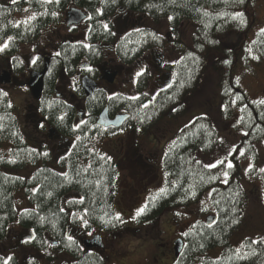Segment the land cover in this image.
Instances as JSON below:
<instances>
[{
	"label": "trees",
	"instance_id": "trees-1",
	"mask_svg": "<svg viewBox=\"0 0 264 264\" xmlns=\"http://www.w3.org/2000/svg\"><path fill=\"white\" fill-rule=\"evenodd\" d=\"M70 5L85 9L89 15L87 43H56L57 52L49 58L42 94L34 100L46 120L42 131H46L45 126L53 127L72 139L67 155L56 159L57 153L46 145L40 146L27 137L28 143L10 96L0 85V264L8 257L9 264L22 262L13 250L19 243L15 233L20 232L25 235L22 246L36 253L26 257L27 264H42L40 258L46 264H55V253L73 259V264H105L100 255L83 250L74 237L91 227L111 233V239L122 234L131 236L124 230L126 226L141 227L166 211H175L178 216L176 210L196 206L201 216L184 231V246L174 264H264V238H245L238 246L229 243L246 219L245 211L256 191L252 185L259 180L264 183V148L259 150L262 161L257 150V144L264 141V103H260L264 100L251 96L242 85L245 72H254L253 65H264V33L260 31L264 29V18L258 15L264 0H38L35 4L0 0V47L7 45L0 51V68L9 64L13 76L26 75L29 71L19 56L21 47L35 44L51 25L60 27ZM119 12L143 20L118 36L112 19ZM25 13L31 15L27 20L23 18ZM161 22L166 23L169 38L158 28ZM185 31L189 42L184 39ZM101 43L115 50L109 58L124 66L154 49L174 50L178 60L169 68L172 81L168 88L150 95L146 91L150 67H146L137 78V99L98 90L88 101L85 121L74 129L70 109L59 101L52 106V87L62 71L75 80L77 87L79 72L94 78L95 66L109 59L99 48ZM34 61L31 69L42 70L43 57ZM84 65L89 67L84 69ZM209 71L214 74L216 116L222 120L216 123L208 111L175 134L164 149L161 188L147 196L143 213L128 223L116 213L117 194H123L118 188L116 161L92 147L94 140L112 138L119 131L98 127L96 116L108 105L111 116L118 112L129 115L124 128L142 131L162 119L176 121L196 110L188 99L199 90ZM25 94L29 95L27 85ZM233 115L240 117L236 126L242 130L235 141L236 150L224 165L205 167L208 164L202 157L213 159L226 145L217 127ZM220 132L226 134L222 129ZM161 136L169 139L163 130L157 135ZM247 157H252V163L246 171L248 178H244L243 162ZM126 158L124 148L117 160ZM228 161L234 165L231 169L227 168ZM29 167L35 168L31 171ZM225 171L229 173L226 177ZM157 182L145 186L137 196ZM17 192L29 204L20 211L15 206ZM262 198L264 201V186ZM208 214L215 217L210 224L204 221ZM81 227L86 229L81 231ZM217 248L221 249L220 256L213 259L209 252Z\"/></svg>",
	"mask_w": 264,
	"mask_h": 264
},
{
	"label": "rangeland",
	"instance_id": "rangeland-1",
	"mask_svg": "<svg viewBox=\"0 0 264 264\" xmlns=\"http://www.w3.org/2000/svg\"><path fill=\"white\" fill-rule=\"evenodd\" d=\"M258 15L261 19L264 18V7H259ZM161 31H164L163 34L167 38L170 37L169 35V29L165 22H161L159 24ZM260 24L256 29L260 28ZM84 31L85 27L79 28V33L76 34L74 37H72L67 31L64 29L58 30L56 33H48L43 40L37 43L38 50H41L42 53H49L52 51V39L58 38H66V39H72L74 41L78 42H84ZM184 39L186 42H189V36L188 33L184 32ZM50 41V44L48 43ZM30 51H32L31 46H26L22 49V54L26 58L30 56ZM175 58V61L178 59V56L176 57L173 54L172 59ZM148 61V60H147ZM110 65H112L111 70L116 68V64L114 61H108ZM254 72L248 73L245 72L243 75V82L242 85L250 90L249 94L251 96H255L257 98H261L264 100V65L256 66L253 65ZM4 70H8L10 75V82L7 84H2V89L9 94L10 100L12 105L15 108V116L18 119L20 123V130L23 134V136L29 140L36 139V132L34 128V122L36 121L35 115H31V112H28V115H25L23 106L25 104V101L30 102V104L34 105V100L32 97L29 98L27 94H25V85L28 81L29 76L26 75H19V76H13L11 74V71L7 68H3ZM130 72H128V76L133 74V79H130L128 81V85L123 86H113V85H105V87L110 92H124V93H132L133 92V84H134V77L136 74H134V68L130 67ZM65 78L64 74H61V79ZM203 84L200 85L199 90L196 91L188 101H190V104L192 103L193 108L197 107L196 110H192L191 112L186 113L180 120L178 121V124L176 125L174 121L168 122V119H162L158 121V123L150 128V132L148 133L149 136H152V134L161 135V130H163L165 133H172L169 139H166L162 141V148L160 150H155L154 155L157 156V159H159V166L157 169H148V168H140L138 163L133 162V158L135 159L136 156L131 157L130 155L134 152V150L131 147V137L132 135L128 132H125V130L130 129L131 127H126L124 131L117 132L114 134L112 138H98L94 141L92 147L93 149L100 150L104 152L107 156L112 157L116 161V166L118 168L119 172V184L118 188L119 191L123 194H120L118 192L116 199H119L117 201L118 203V210H116V213L119 216L125 217L127 222L130 223V220L136 215L137 211L144 207L146 203V198L151 193L159 190L162 186V173H161V163L162 158L164 154L165 146L169 141H171L175 134L185 125L189 124L196 116L208 114L212 115V118L215 120L216 123H219L221 117L216 116V93H215V86L213 84L214 82V74L212 71H209L207 73V76L203 79ZM101 85L103 83H100ZM252 93V94H251ZM213 112V113H212ZM238 114V113H236ZM235 116V117H234ZM224 121V120H223ZM239 121V122H238ZM240 124V117L233 115L230 118H227L224 122L221 123L220 128L224 130L223 134L220 132V128L217 127L220 133L221 141L226 143L224 148L220 151H218V154L214 156L213 159H204L202 157V160L206 164L214 163L217 160H221L223 158H228L229 153L233 152V147L236 148L235 141L238 139L239 133L242 132L240 128L237 129ZM237 129V130H236ZM173 131V132H172ZM28 137V138H27ZM42 140V139H41ZM29 144H31L30 141H28ZM38 145H46L48 147V150L53 151L52 147V140L47 141L46 139L44 141H40ZM259 146V150L264 148V141H261L257 144ZM9 147V145H7ZM125 148L127 158H129V161H121L117 160L118 156L122 152V150ZM161 151V153H160ZM264 152V151H263ZM160 154V156H159ZM262 161V154L259 152ZM160 157V158H159ZM201 157V156H200ZM264 158V156H263ZM252 157H247L246 161L243 162V172L242 177L248 178L246 175V171L248 170L249 165L252 163ZM264 163V162H263ZM262 163V165H263ZM259 167L260 169L262 168ZM53 167L56 170H62L58 166L53 165ZM35 168V167H34ZM29 167L28 169H34ZM31 170V171H32ZM158 180L156 185H153L152 187H148L145 189V191L137 196L138 193L142 191V189L145 186H149L150 184H154ZM134 181V182H133ZM264 186V183L259 181L254 182V186L252 185V188L254 187L256 191L252 193V198H250V202L247 206V212L245 211L246 219L240 229L233 234L231 239L229 240V243L231 245L238 246L240 243L246 238L250 239H257V238H264V201L262 198V188ZM249 188V187H248ZM208 194V193H207ZM137 196V197H136ZM15 201H16V209L18 211L26 208L29 204L27 203V199L23 196L22 193L17 192L15 194ZM116 201V200H115ZM18 203V204H17ZM20 205V206H19ZM25 205V206H24ZM177 213L180 215L175 216V211H166L163 213L162 216L159 217V219L155 220V225H152L151 222H148L147 225L143 229L141 227L139 229L138 235L135 237L128 236L127 234H122L120 236L114 237V238H108V235L105 234L103 231H101L98 228H92L86 231L84 234L80 235L79 241H81L83 236L86 237H92L94 233H97L95 235H100L103 241V248L104 252H98L103 257L105 264H167L170 263L171 259H173V236L171 232H177L179 234H182L183 231L180 230L179 226L184 228V231L188 229L193 223H195L200 218V209L199 206L192 207L190 210H176ZM154 221V220H153ZM151 226H154L155 229L153 230ZM129 227V226H126ZM158 228H161L165 231V234H159L158 236ZM157 230V231H155ZM16 238L19 239V243L14 245V249L16 250V255L19 258L22 263L25 261L26 257L30 255L36 254L34 251L29 249L28 247L22 246L23 240H25V235H23V232L15 233ZM153 236L161 238L157 240H153ZM77 239V237H74ZM164 242V243H163ZM165 242H168V245L165 244ZM163 243V245H160ZM221 249L217 248L209 252V256L213 259H216L220 256ZM55 256L57 257V260L55 264H61L62 262H66L69 260L68 256L61 255V253H55ZM39 261L42 264H46L43 262L44 260L42 258L39 259Z\"/></svg>",
	"mask_w": 264,
	"mask_h": 264
},
{
	"label": "flooded vegetation",
	"instance_id": "flooded-vegetation-1",
	"mask_svg": "<svg viewBox=\"0 0 264 264\" xmlns=\"http://www.w3.org/2000/svg\"><path fill=\"white\" fill-rule=\"evenodd\" d=\"M4 1L6 3L13 2V0H4ZM20 1H22V3L35 4L38 0H20ZM41 1L51 2L52 0H41ZM71 8L81 9L79 6H76V5L68 6L67 10L63 14V19L61 21L60 27H56L54 25H51L48 29H46L44 31L43 36L37 42H35V44L23 45L21 47V51L19 53V56L22 59V61L24 62V64L26 65L27 70L35 71V70H32L31 67H32L33 61L38 56L43 57L44 64L46 62V59H47V63H49L50 56H52L53 53L57 52V51H55V45L58 41L68 40L69 42H78V41H74L72 39H66V38L57 39L58 38V35H57V38L52 39V51L51 52L42 53L41 50H38V48L36 46L37 43L40 42L41 40H43V38L48 33H50L51 31H52V33H56V32H58V30L64 29L72 37H74L76 34L79 33V30L75 33H72L71 29H73V28L66 26L67 12ZM84 13L86 14V20L78 28L85 27V30H86L87 29V23L86 22L88 19V14L85 11H84ZM25 17L27 20L31 17V15L25 13L23 18H25ZM18 19L20 20L21 18H18ZM142 20H143L142 17H135L132 14H124V13L116 14L112 19L114 29H115V34L118 36H122L129 29H133L134 27H136V25H139V23H141ZM158 28L160 29V26H158ZM162 32H164V31H162ZM84 33H85V31H84ZM84 40H85V37H84ZM48 43L50 44V41H48ZM26 46L32 47V51H30V56H28L27 58L25 56H23V54H22V49ZM109 47L110 46L104 45L102 43L99 44V48L101 49L102 53L107 58H109V55H115V53L113 52L115 50H112ZM173 54H174V52L171 49H169V50L168 49L151 50L148 53H146L141 59L137 60L136 62L133 63V65H130V66H124L115 60L109 59L110 61H114V63L117 66L113 70H111L112 65H110L108 63L109 60H104L100 64H97L95 66V68L93 69L94 78H92V80L96 83L97 89H103L104 91H106L107 94L119 93V92H110L105 87V85H111L112 84L113 86L117 85L118 87L119 86L125 87L128 85V81L130 79H133V76H132L133 74L128 76V72H130V70H129L130 67L134 68V70H135L134 74L137 75V73H142L145 66L147 67V65H148L151 68V70H150L151 80L149 81L147 90L150 94H155L156 92L167 88L172 81V74L167 69V67H169L170 64L172 63ZM88 67H89V65H84L82 68L85 69ZM3 68H7L11 71V67L9 64H7L6 66H2L0 68V71H2ZM108 73H113L115 75L112 83H108L106 80V78L108 77ZM82 75L83 74H81L80 72L78 73V77H79L78 87L76 86V84L74 82L75 80H73L72 78H70L68 76H65V78L61 79V75L56 80L55 86L52 87V106L57 101H59L62 103L63 107L70 109L71 113L73 114L72 123H71L72 124L71 126L73 128H76L80 124V121H83L82 118H84L86 115H88V112H89L88 101L91 98H89L90 95L87 96L85 91L82 89V86H81ZM135 78L136 77H134V80H135ZM100 83H103V84L101 85ZM23 109H24L25 115H28V112H31V115H35L36 121L34 122V125H35L34 128H35L37 139H35L34 142L39 143L40 141H44L45 139L47 141L52 140V144H53V147H52L53 151L52 152L57 153L56 159L63 158L65 155H67L69 152V149L71 148V145L73 143L72 139L60 134L53 127L48 128V126H45L46 131H42V127L46 124L45 123L46 121L44 118H41L40 116H38V114H36V107L34 105L30 104V102L25 101ZM112 117L113 116H111V118ZM179 120L180 119L174 121V123L177 125ZM168 122H172V121L168 120ZM115 130L122 132L125 130V128L123 127L121 130H120V128L115 129ZM125 132H128L132 135L131 147L134 150V152L130 156L131 157H134V155L136 156V158L135 159L133 158L132 161L135 163H138L140 168L157 169L159 166L158 165L159 159H157V156L154 155V151L157 149L160 150V148H162V146H163L162 141L166 140L167 138L165 136L157 137L156 134H152V136H149L148 133L150 132V129L144 130V131H142V130L136 131V130L130 128L128 130H125ZM170 134L171 133H168V132L166 133L168 138L171 136ZM160 153H161V151H160ZM159 156H160V154H159ZM128 161H129V158H128ZM151 224L155 225V221L151 222ZM144 227L145 226H143V229H145ZM140 228L141 227H138L135 229L137 231V229H140ZM151 228L153 230L155 229L154 226H151ZM179 228H180V230L184 231L181 226H179ZM83 229H85V228H81V231ZM136 231L134 230L133 234H130L131 237H135L136 235H138L139 230L137 232ZM155 231H157V230H155ZM82 232H83L82 234H84L86 231L83 230ZM162 233L165 234V231L161 228H158V236H159V234H162ZM171 234L173 236V238H172L173 243L176 239H179V238H181L183 240L181 234L177 233L176 231L171 232ZM152 237H153V240H157V241L159 239L161 240V238H162V236L160 238L155 237V236H153V234H152ZM89 238H91V237L83 236L81 241H83L84 239H89ZM108 238H110V236ZM163 243H161L160 245H163ZM165 244L168 245V242H165ZM183 244H184V241H183ZM99 245L100 246H98V247H91V248H84L83 246H81V248L83 250L91 251V252H94V253L100 255V253H98V252H102V251L104 252L102 238H101V241L99 242ZM172 251H173V248H172ZM175 260L176 259L173 257V259H171L170 263H167V264H174ZM66 262H68V264H73V259L69 258V260H67Z\"/></svg>",
	"mask_w": 264,
	"mask_h": 264
},
{
	"label": "water",
	"instance_id": "water-1",
	"mask_svg": "<svg viewBox=\"0 0 264 264\" xmlns=\"http://www.w3.org/2000/svg\"><path fill=\"white\" fill-rule=\"evenodd\" d=\"M84 18H85V15L80 10L74 9V8L71 9L67 15V27L71 25H78ZM46 70H47V64L45 65L44 69L41 72H33L29 77L28 86L30 88L32 95L35 98H38L42 91L43 77L45 75ZM106 79L107 81L112 82L114 79V74L113 73L108 74V77ZM0 82L1 83L10 82V75L7 71H2V73L0 74ZM81 85L87 95L92 93L96 88L95 83L91 81L90 79H88V77H83L81 79ZM126 118H127L126 115H116L113 119H109L107 115V109L105 108L99 114L96 122L98 125L103 126V127H108V126L119 127ZM212 219H213L212 216H208L206 220L207 222H210ZM129 232L131 233V230H129ZM99 239H100L99 236H94L92 239L85 240L83 242L84 246L87 248L98 247L100 246ZM181 249H182V241L178 239L174 242V252H175L174 256L175 257L178 256Z\"/></svg>",
	"mask_w": 264,
	"mask_h": 264
},
{
	"label": "snow or ice",
	"instance_id": "snow-or-ice-1",
	"mask_svg": "<svg viewBox=\"0 0 264 264\" xmlns=\"http://www.w3.org/2000/svg\"><path fill=\"white\" fill-rule=\"evenodd\" d=\"M13 2H15V0H13ZM237 15H242V14H237ZM169 19H171V17H169ZM241 22L243 23V21H241ZM260 31H261L262 33H264V29H261ZM9 39H11V37H10ZM4 47H7V45L5 44L3 47H0V51H2ZM33 62H35V61H33ZM226 63H227V61H226ZM141 74H142V73H137L138 76L141 75ZM133 99H137V98L134 97ZM260 103H264V101H260ZM145 107H146V105H145ZM235 150H236L235 147H233L232 151H235ZM43 155L46 156L47 153H43ZM229 155H231V152L229 153ZM241 155H243V153H241ZM226 159H227V158H225V159H221V160H217V161H215L214 163H211V164L205 165V167H208V168H216V167H218V166L224 165ZM233 166H234V165H233V163H232L231 161H228V162H227V168H228V169H231ZM249 168H251V165H249ZM261 171H264V169H261ZM228 174H229V173H228L227 171H225V172L223 173V175H224L225 177L228 176ZM213 179H215V177H213ZM225 182H226V181H225ZM143 211H144V208L139 209V210L137 211L136 215H137V216L141 215V214L143 213ZM116 218L119 219V216H117ZM134 218H135V217H134ZM85 223H87V222L85 221ZM69 239H71V238L69 237ZM10 260H11V257L6 258V259L4 260V262H3V264H9V261H10Z\"/></svg>",
	"mask_w": 264,
	"mask_h": 264
}]
</instances>
